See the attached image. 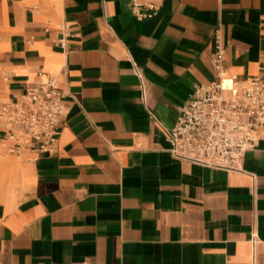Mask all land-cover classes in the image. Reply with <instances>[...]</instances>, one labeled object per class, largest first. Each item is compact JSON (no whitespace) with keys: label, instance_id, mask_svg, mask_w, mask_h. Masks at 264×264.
I'll return each instance as SVG.
<instances>
[{"label":"crops","instance_id":"1","mask_svg":"<svg viewBox=\"0 0 264 264\" xmlns=\"http://www.w3.org/2000/svg\"><path fill=\"white\" fill-rule=\"evenodd\" d=\"M137 1L159 9L0 0V102L40 72L66 89L54 151L0 142V264H264V125L242 171L179 159L165 136L215 78L216 32L225 67L264 75V0Z\"/></svg>","mask_w":264,"mask_h":264},{"label":"built area","instance_id":"2","mask_svg":"<svg viewBox=\"0 0 264 264\" xmlns=\"http://www.w3.org/2000/svg\"><path fill=\"white\" fill-rule=\"evenodd\" d=\"M133 14L151 17L156 2L129 0ZM56 45L69 48V25H58ZM224 43L215 33L211 58L215 78L195 85L173 125L165 129L170 153L183 160L229 171H242L247 151L258 143L264 125V75L239 77L223 64ZM40 79L12 99L0 102V142L6 151L34 161L54 151L65 114L66 89L56 75Z\"/></svg>","mask_w":264,"mask_h":264}]
</instances>
